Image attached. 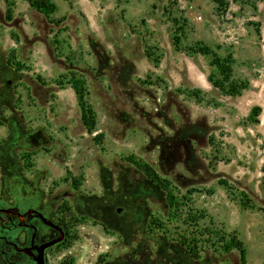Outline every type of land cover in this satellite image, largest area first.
<instances>
[{"label": "rangeland", "instance_id": "1", "mask_svg": "<svg viewBox=\"0 0 264 264\" xmlns=\"http://www.w3.org/2000/svg\"><path fill=\"white\" fill-rule=\"evenodd\" d=\"M49 1L0 0L1 208L67 222L47 264H264V0Z\"/></svg>", "mask_w": 264, "mask_h": 264}, {"label": "flooded vegetation", "instance_id": "2", "mask_svg": "<svg viewBox=\"0 0 264 264\" xmlns=\"http://www.w3.org/2000/svg\"><path fill=\"white\" fill-rule=\"evenodd\" d=\"M69 237L67 222L57 214L34 207L27 200L11 208H1L0 205V254L7 264H37L38 250L52 241L60 240L45 250L47 264L49 252L65 245Z\"/></svg>", "mask_w": 264, "mask_h": 264}, {"label": "trees", "instance_id": "3", "mask_svg": "<svg viewBox=\"0 0 264 264\" xmlns=\"http://www.w3.org/2000/svg\"><path fill=\"white\" fill-rule=\"evenodd\" d=\"M235 2L238 1H246V0H233ZM30 6L37 10L38 12L44 13L46 15H49L55 11V6L49 1V0H29ZM11 15L8 11L7 19H10ZM177 45H179V38L176 40ZM195 53H200L202 55H211L213 57V65L217 67V69L220 71V73L225 76L226 78H229L231 73V68L229 62H224L217 56L213 54L211 50H209L207 47L199 46ZM215 87L219 88L223 92H227L225 87L221 85L219 82H213ZM232 86V92L231 93H239L240 89H243V87H239L238 85H231ZM73 89L75 90V93L77 95L78 105L81 111V120L83 125L88 131H92L95 126V119H94V113L89 104L85 101L84 92L82 88L79 85V82L74 81L73 83ZM259 109H255L254 113H257ZM132 163H134L145 175L146 177L159 187H162L164 190L168 191L167 183L159 177L158 174L155 173V171L148 166L147 164H144L142 162H137L136 160L133 161L132 158L130 160ZM169 203L171 205H174V198L172 195H169ZM190 251H194V255L196 256V248L192 249L191 246L188 247ZM237 250L240 254V262L241 264H247L246 259V250L243 246V243L235 236L233 235L231 240L228 242V244L225 246L224 250L226 252H230L231 250Z\"/></svg>", "mask_w": 264, "mask_h": 264}, {"label": "water", "instance_id": "4", "mask_svg": "<svg viewBox=\"0 0 264 264\" xmlns=\"http://www.w3.org/2000/svg\"><path fill=\"white\" fill-rule=\"evenodd\" d=\"M59 241L60 240L52 241V242L48 243L47 245L42 246L38 250V256L36 258V263L37 264H46L45 263V258H44L45 250L48 249V248H51V247L55 246Z\"/></svg>", "mask_w": 264, "mask_h": 264}, {"label": "bare ground", "instance_id": "5", "mask_svg": "<svg viewBox=\"0 0 264 264\" xmlns=\"http://www.w3.org/2000/svg\"><path fill=\"white\" fill-rule=\"evenodd\" d=\"M94 242H95V241H94ZM94 242H93V243H94Z\"/></svg>", "mask_w": 264, "mask_h": 264}]
</instances>
